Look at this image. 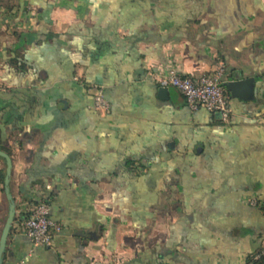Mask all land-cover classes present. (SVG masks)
Returning <instances> with one entry per match:
<instances>
[{
    "label": "crops",
    "instance_id": "obj_1",
    "mask_svg": "<svg viewBox=\"0 0 264 264\" xmlns=\"http://www.w3.org/2000/svg\"><path fill=\"white\" fill-rule=\"evenodd\" d=\"M218 62L229 122L158 96ZM0 150L1 264H264V0H0Z\"/></svg>",
    "mask_w": 264,
    "mask_h": 264
},
{
    "label": "built area",
    "instance_id": "obj_2",
    "mask_svg": "<svg viewBox=\"0 0 264 264\" xmlns=\"http://www.w3.org/2000/svg\"><path fill=\"white\" fill-rule=\"evenodd\" d=\"M224 72L225 66L222 62H218L213 69L197 77L182 75L174 68H169L166 73L159 76L158 84L160 87L171 86L177 89L191 110L203 108L217 114L221 121L227 123L231 120L232 113L221 80ZM89 90L92 94V108L102 114L108 113L110 104L104 96L103 87L91 84ZM251 203L264 208V196ZM50 213L48 202L41 200L22 221V232L32 244L50 246L55 233L61 231V225L50 217Z\"/></svg>",
    "mask_w": 264,
    "mask_h": 264
},
{
    "label": "water",
    "instance_id": "obj_3",
    "mask_svg": "<svg viewBox=\"0 0 264 264\" xmlns=\"http://www.w3.org/2000/svg\"><path fill=\"white\" fill-rule=\"evenodd\" d=\"M248 82H249L248 80L229 81L228 83H226V87L232 92V94H238V92H236L238 87H240V86L247 87ZM158 96L162 99L168 98V88L167 87H159ZM0 157H3L6 161V171H5V177H4V185L6 187L5 193L7 195V198L9 200H11V196H10L9 190H8V181H9V175H10V170H11V161H10L9 156L1 150H0ZM13 218H14V204L11 201L10 206H9L8 216H7V219L5 221L4 227H3L1 235H0V264L2 262V254L4 252L5 242H6L8 234H9V229H10L11 223L13 221Z\"/></svg>",
    "mask_w": 264,
    "mask_h": 264
},
{
    "label": "trees",
    "instance_id": "obj_4",
    "mask_svg": "<svg viewBox=\"0 0 264 264\" xmlns=\"http://www.w3.org/2000/svg\"><path fill=\"white\" fill-rule=\"evenodd\" d=\"M185 101V100H184ZM260 260V259H259ZM259 260H257V262L259 261Z\"/></svg>",
    "mask_w": 264,
    "mask_h": 264
}]
</instances>
